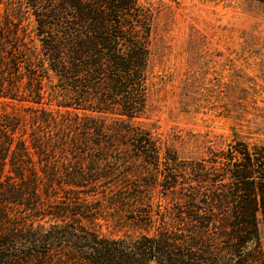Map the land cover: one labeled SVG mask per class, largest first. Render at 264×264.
I'll return each mask as SVG.
<instances>
[{"label": "trees", "instance_id": "1", "mask_svg": "<svg viewBox=\"0 0 264 264\" xmlns=\"http://www.w3.org/2000/svg\"><path fill=\"white\" fill-rule=\"evenodd\" d=\"M151 22L139 0H0V105H26L0 111V264H264V145L185 160L121 119Z\"/></svg>", "mask_w": 264, "mask_h": 264}, {"label": "rangeland", "instance_id": "2", "mask_svg": "<svg viewBox=\"0 0 264 264\" xmlns=\"http://www.w3.org/2000/svg\"><path fill=\"white\" fill-rule=\"evenodd\" d=\"M139 2L152 13L146 105L136 117L121 119L185 160H201L209 148L236 139L264 145V3ZM25 107L0 105V111ZM105 119L109 124L114 117Z\"/></svg>", "mask_w": 264, "mask_h": 264}]
</instances>
